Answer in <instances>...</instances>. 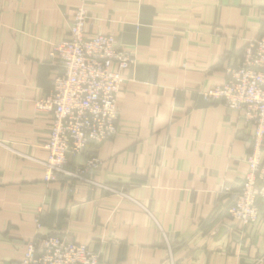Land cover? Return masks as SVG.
I'll return each mask as SVG.
<instances>
[{"label":"crops","instance_id":"0c3cea01","mask_svg":"<svg viewBox=\"0 0 264 264\" xmlns=\"http://www.w3.org/2000/svg\"><path fill=\"white\" fill-rule=\"evenodd\" d=\"M76 0H0V264H22L42 233L86 245L99 264H264V209L227 218L252 152L250 126L201 92L221 86L249 39L264 36V0H86L85 37L112 35L134 54L122 72L117 134L89 143L74 167L101 161L97 184L42 182L51 114L38 111L61 68ZM229 188V192H224Z\"/></svg>","mask_w":264,"mask_h":264},{"label":"built area","instance_id":"2783aa9c","mask_svg":"<svg viewBox=\"0 0 264 264\" xmlns=\"http://www.w3.org/2000/svg\"><path fill=\"white\" fill-rule=\"evenodd\" d=\"M86 0H76L70 20L69 37L51 46L49 60L61 73L52 82L49 93L35 102L38 111L51 114L49 136L44 144L46 156L42 182L69 179L81 181L136 205L128 194L96 184L91 173L101 161L90 158L74 167L70 159L80 156L91 142L100 144L117 134V99L123 85L122 72L134 62V54L120 50L112 35L85 37L88 19ZM223 85L201 92L204 101L222 104L238 113L252 130V152L245 158L247 170L242 184L228 208L227 218L242 226L253 225L264 208V36L249 39L240 61L225 71ZM224 188V192H229ZM39 209L34 220L35 237L28 242L22 264H99L98 254L86 245L66 242L57 235L43 234ZM167 264H174L171 247Z\"/></svg>","mask_w":264,"mask_h":264},{"label":"rangeland","instance_id":"374dc122","mask_svg":"<svg viewBox=\"0 0 264 264\" xmlns=\"http://www.w3.org/2000/svg\"><path fill=\"white\" fill-rule=\"evenodd\" d=\"M237 113V112H236ZM238 114V113H237ZM239 116V115H238ZM241 120V119H240ZM245 174V173H244ZM241 184H242V182H241ZM241 184H240V186H241ZM240 186H239V188H240ZM95 188H97V187H95ZM99 189V188H98ZM127 200V199H126ZM231 201H232V199L229 201V203H228V205H227V208L229 207V205H230V203H231ZM131 202V201H130ZM138 206H140V207H143V205L141 204V205H138ZM262 209H264V208H262ZM261 209V210H262ZM165 245H166V243H165ZM166 250H167V247H166Z\"/></svg>","mask_w":264,"mask_h":264}]
</instances>
